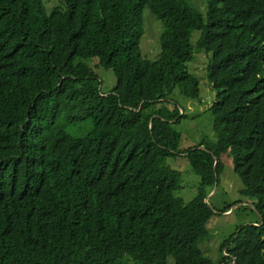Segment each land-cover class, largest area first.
Wrapping results in <instances>:
<instances>
[{
	"label": "trees",
	"instance_id": "trees-1",
	"mask_svg": "<svg viewBox=\"0 0 264 264\" xmlns=\"http://www.w3.org/2000/svg\"><path fill=\"white\" fill-rule=\"evenodd\" d=\"M206 1L204 17L186 0H0V264H264V0ZM146 8L163 25L157 61L142 54ZM196 51L217 139L184 150ZM229 150L261 220L214 263L200 239ZM178 157L200 178L189 203Z\"/></svg>",
	"mask_w": 264,
	"mask_h": 264
},
{
	"label": "rangeland",
	"instance_id": "rangeland-1",
	"mask_svg": "<svg viewBox=\"0 0 264 264\" xmlns=\"http://www.w3.org/2000/svg\"><path fill=\"white\" fill-rule=\"evenodd\" d=\"M44 1L48 8H52L59 2V0ZM186 1L206 17L208 10L206 0ZM144 22L145 33L141 41L142 54L149 60L157 61L161 53L160 40L163 25L148 8L144 10ZM198 38L199 32L194 33L192 43L196 44ZM86 62L99 77L104 92L109 93L117 87V80L112 70L97 66L98 62L95 59ZM209 63V55L204 51H198L193 61L187 65L188 70L200 81L202 102L181 100L185 109V118L177 126L181 133L180 149L195 148L217 139L213 130V114L210 111L216 102V93L207 79L206 69ZM221 162L224 168L219 180L208 191V204L214 212L207 225L209 234L200 239L202 251L214 263H218L225 252L221 250L223 243L237 233L241 226L256 224L261 220L250 200L241 194L244 184L235 172L236 156L233 150L223 154ZM170 164L181 173V189L176 192V196L182 198L185 203H189L197 194L200 178L193 172L185 157L171 159ZM228 209L229 211L225 212ZM173 263V258H169L168 264Z\"/></svg>",
	"mask_w": 264,
	"mask_h": 264
},
{
	"label": "water",
	"instance_id": "water-1",
	"mask_svg": "<svg viewBox=\"0 0 264 264\" xmlns=\"http://www.w3.org/2000/svg\"><path fill=\"white\" fill-rule=\"evenodd\" d=\"M206 203H208V199H206Z\"/></svg>",
	"mask_w": 264,
	"mask_h": 264
}]
</instances>
